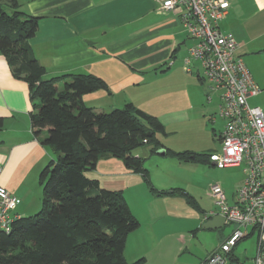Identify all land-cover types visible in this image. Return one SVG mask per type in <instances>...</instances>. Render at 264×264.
Returning a JSON list of instances; mask_svg holds the SVG:
<instances>
[{
    "label": "crops",
    "instance_id": "obj_1",
    "mask_svg": "<svg viewBox=\"0 0 264 264\" xmlns=\"http://www.w3.org/2000/svg\"><path fill=\"white\" fill-rule=\"evenodd\" d=\"M229 2L222 29L237 39V54L261 88L259 94L249 98L251 103L252 97L264 94V0ZM22 6L20 10L26 14L39 17L38 30L28 45L46 68L44 79L91 73L106 82L108 89L83 96L95 110L110 111L133 103L158 117L168 133L170 126L190 119L189 111L197 109L206 114L201 91L205 78L199 62H192L191 71L185 67L195 40L179 13L161 11L154 0H24ZM33 109L28 83L13 76L0 50V117L4 118L0 185L18 197L15 212L20 217L41 209V173L56 157L54 149L41 141L48 134L47 128L39 136L32 129ZM149 152V156H158L149 168L153 186L159 190L182 188L194 197L199 208L180 194L157 195L142 174L113 156L100 158L96 168L86 175L98 180L103 188L121 190L140 221V227L127 237L124 253L128 261L145 257L148 264H189V245L202 235L210 239L197 257L199 264L219 248L235 225L225 221L218 227L203 228L202 224L214 216L209 212L216 210L211 187L208 195L197 197L191 188L170 180L175 161L163 159L166 153H152L151 148ZM243 179L244 173L242 179L231 183L230 175L221 173L217 183L225 190L229 203L236 202V190ZM128 191L135 193L136 201L130 202ZM246 238L238 241L227 262L240 260L238 249Z\"/></svg>",
    "mask_w": 264,
    "mask_h": 264
},
{
    "label": "trees",
    "instance_id": "obj_2",
    "mask_svg": "<svg viewBox=\"0 0 264 264\" xmlns=\"http://www.w3.org/2000/svg\"><path fill=\"white\" fill-rule=\"evenodd\" d=\"M38 22L39 17L20 10L19 0H0V50L13 76L29 85L34 133L39 136L47 128L41 141L56 152L41 173V210L16 219L9 233L0 231V264H148L145 257L135 261L125 257L128 234L140 227V221L124 193L101 187L86 172L95 169L100 158L113 156L142 174L157 195L180 194L199 208L182 188L156 189L144 158L134 151L149 145L152 153L164 148L180 161L203 163L212 162L213 152L166 147L157 137L168 133L163 122L133 103L95 110L83 96L108 89L96 75L72 73L44 79L46 68L28 45ZM3 127L0 117V132Z\"/></svg>",
    "mask_w": 264,
    "mask_h": 264
},
{
    "label": "built area",
    "instance_id": "obj_3",
    "mask_svg": "<svg viewBox=\"0 0 264 264\" xmlns=\"http://www.w3.org/2000/svg\"><path fill=\"white\" fill-rule=\"evenodd\" d=\"M163 12H177L195 43L189 48L185 67L191 71L198 61L210 91L221 90L218 114L225 120L220 134L221 151L211 161L219 168L241 167L244 179L236 190V202L229 203L223 187L210 188L216 210L234 230L199 264H224L238 241L257 233L255 264H264V109L249 103L261 92L243 59L237 54L239 43L224 32L221 21L230 7L229 0H154ZM209 101L212 99L207 94ZM216 120V117H212ZM18 197L0 185V231L9 233L20 218L15 212Z\"/></svg>",
    "mask_w": 264,
    "mask_h": 264
},
{
    "label": "rangeland",
    "instance_id": "obj_4",
    "mask_svg": "<svg viewBox=\"0 0 264 264\" xmlns=\"http://www.w3.org/2000/svg\"><path fill=\"white\" fill-rule=\"evenodd\" d=\"M24 6V0H21ZM19 0V4L22 5ZM22 6V7H23ZM5 8L8 12H11V6L6 3ZM224 21V19L222 20ZM221 21V28H222ZM224 32V28L222 29ZM237 40V39H236ZM68 79V78H67ZM60 85H63V82H60ZM159 86V85H158ZM202 101L205 108L204 114L202 111L197 109L189 111L190 119L185 120L183 122H177L178 124L172 125L169 127L168 135H164L161 133L157 134V137L165 144L167 147L174 151H184V150H192L195 152H220L221 151V141L220 134L224 129L225 120L218 114V105L220 102V94L221 90L210 91L209 82L205 80L201 84ZM211 95V101L207 99V93ZM206 94V95H204ZM251 103L256 106L259 104L264 109V94L261 93L259 96L252 97L250 99ZM250 103V102H249ZM250 103V104H251ZM251 104V105H252ZM260 107V106H259ZM213 116L216 117V120H213ZM187 118V117H186ZM183 119V118H182ZM167 129V128H166ZM175 131V132H172ZM168 132V131H167ZM167 136V138H165ZM151 146L143 145L137 148L134 152L140 153V156L144 158L145 167L149 170V179L152 183V172L149 168L152 166V159H158L157 155L149 156V149ZM137 155V154H136ZM165 158L170 161H175L174 166L171 165L170 172L172 173L171 179L176 184L186 185L187 188H191L195 194H198L197 197L203 195H208L209 188L219 182V177L222 172H226L230 175L231 183H235L236 181L242 179L243 170L241 167L236 168H219L213 162L203 163V162H191L185 161L182 163H178L180 160L174 157L172 154L164 155ZM147 158V159H146ZM181 164V166L179 165ZM155 172V167H153ZM144 179V178H143ZM174 179V180H173ZM144 182L148 183L147 181ZM144 189V188H143ZM11 192V191H10ZM129 196L130 202H134L137 200V197L134 192H127ZM43 192L40 191L39 202L42 203ZM213 201V200H212ZM230 202V201H229ZM214 205V202H213ZM42 207V206H41ZM41 210V209H40ZM39 211H36V213ZM35 213V214H36ZM201 234L204 233L202 230ZM210 237H201L195 239L189 245V249L192 251L191 254L188 255L189 264H197V257H199L201 253V249L205 248V244L209 243ZM257 241L258 235L255 233L254 235L249 236L240 242L239 253H237L240 257V264H255L254 257L257 253ZM141 258V257H139ZM152 262V253L150 255ZM137 260V259H136ZM236 260L230 259L229 262L224 264H239Z\"/></svg>",
    "mask_w": 264,
    "mask_h": 264
},
{
    "label": "water",
    "instance_id": "obj_5",
    "mask_svg": "<svg viewBox=\"0 0 264 264\" xmlns=\"http://www.w3.org/2000/svg\"><path fill=\"white\" fill-rule=\"evenodd\" d=\"M158 152L161 153L162 155H164L166 151H165L164 148H161V149L158 150ZM225 221H226V219H225V217L223 215L217 214V215H214L208 221H206L204 224H202V227L203 228L218 227V226L222 225V223H224Z\"/></svg>",
    "mask_w": 264,
    "mask_h": 264
},
{
    "label": "bare ground",
    "instance_id": "obj_6",
    "mask_svg": "<svg viewBox=\"0 0 264 264\" xmlns=\"http://www.w3.org/2000/svg\"><path fill=\"white\" fill-rule=\"evenodd\" d=\"M208 98V97H207ZM209 100V99H208Z\"/></svg>",
    "mask_w": 264,
    "mask_h": 264
}]
</instances>
